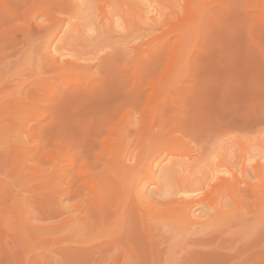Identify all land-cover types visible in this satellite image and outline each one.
Wrapping results in <instances>:
<instances>
[{
    "label": "rangeland",
    "instance_id": "rangeland-1",
    "mask_svg": "<svg viewBox=\"0 0 264 264\" xmlns=\"http://www.w3.org/2000/svg\"><path fill=\"white\" fill-rule=\"evenodd\" d=\"M190 196L181 235L167 203ZM195 237L214 246L180 249ZM263 245L264 0H0V264H264Z\"/></svg>",
    "mask_w": 264,
    "mask_h": 264
},
{
    "label": "bare ground",
    "instance_id": "bare-ground-1",
    "mask_svg": "<svg viewBox=\"0 0 264 264\" xmlns=\"http://www.w3.org/2000/svg\"><path fill=\"white\" fill-rule=\"evenodd\" d=\"M195 11V10H194ZM193 11V12H194ZM189 12H191V11H189ZM192 14V13H191ZM193 16V15H192ZM195 16V15H194ZM198 16V15H197ZM198 21H199V19H198ZM188 22V21H187ZM186 22V23H187ZM195 22V21H194ZM189 23V22H188ZM189 24H191V23H189ZM192 25V24H191ZM198 25V24H197ZM152 108V107H151ZM108 159H109V157H108ZM110 161V160H109ZM111 163V165H112V162H110ZM168 170V169H167ZM162 171V170H161ZM167 173V172H166ZM215 175V174H214ZM182 178V177H181ZM211 179V178H210ZM185 180V179H184ZM183 180V181H184ZM198 184H200V186L198 187V188H193L192 187V183H185L184 185H182V186H180L179 188H178V190L176 191V193H175V195H177V194H192V193H194V191H196V190H200V188H202L204 185H206L205 184V182H202V181H198ZM235 184H236V182H235V180L233 181V182H229L228 180H226V179H219L218 181H217V183H215L214 185H210V184H207V186H211V188H212V191L213 192H216V193H221V195L222 196H224V192L227 194L228 193V187H230V186H234L235 187ZM114 187H112V189H113ZM124 188V187H123ZM123 188H122V190H123ZM231 188V187H230ZM125 189V188H124ZM111 190V189H110ZM126 190V189H125ZM233 190V189H232ZM231 190V191H232ZM229 191H230V189H229ZM113 192H114V189H113ZM206 192V191H205ZM115 193V192H114ZM113 193V194H114ZM120 193V192H119ZM238 193V192H237ZM116 194V193H115ZM209 194V193H208ZM112 195V194H111ZM117 195V194H116ZM118 195H121V193L120 194H118ZM218 195V194H217ZM228 195H229V193H228ZM128 196H130V194L128 195ZM185 196V195H184ZM227 196V195H226ZM225 196V197H226ZM230 196V195H229ZM233 196H235V193L233 194ZM112 197V196H111ZM117 197V196H116ZM127 197V196H126ZM219 197V196H218ZM115 198V197H114ZM114 198H112V199H114ZM122 198V197H121ZM124 198V197H123ZM131 198V197H130ZM226 198H228V197H226ZM109 200H111V201H113L114 202V200H112V199H110V195H109V198H108ZM128 199V198H127ZM198 199V198H197ZM234 199V198H233ZM232 199V200H233ZM120 200V199H119ZM196 200V199H195ZM235 200V199H234ZM108 201V200H107ZM111 201L109 202V203H111ZM121 201H123V200H121ZM124 201H127V200H125L124 199ZM129 201V200H128ZM130 201H132V200H130ZM111 203V204H113L114 205V203ZM115 202H116V199H115ZM134 202H136V201H134ZM173 202H175V203H173ZM197 202H199V200H197ZM231 202V201H230ZM126 203V202H125ZM128 203V202H127ZM158 203V202H157ZM200 203H201V201H200ZM234 203V202H233ZM129 204V203H128ZM131 204V203H130ZM168 205L170 204V205H172V208L176 211V212H178V218L177 219H174V220H172V218H171V221H169L170 222V225H171V227L174 225V224H180L181 222L183 223V227H182V229H180L181 231V235H182V233H184L185 234V232H186V230L183 232V229H186V228H190V229H193V227L192 226H195L197 223H198V220L195 222L194 221V219L196 220L197 218L195 217V218H192L191 217V215H192V213L194 212H192V210L191 209H193V208H195V206L197 205V203H196V201H194V198L193 197H186V198H181V197H179V198H176V199H174V200H171V203L169 202V203H167ZM107 206H108V204H106ZM123 205H124V203H123ZM133 205V204H132ZM131 205V206H132ZM157 205V204H156ZM112 206V205H111ZM130 206V205H129ZM129 206H127V208L126 209H129L130 207ZM135 206H136V204H135ZM134 206V207H135ZM140 206V205H139ZM138 206V207H139ZM113 207V206H112ZM129 207V208H128ZM137 207V206H136ZM135 207V208H136ZM137 207V208H138ZM169 207V206H168ZM197 207V206H196ZM212 207V206H211ZM219 207V206H218ZM123 208V207H122ZM122 208H120V209H122ZM215 208V207H214ZM221 208V207H220ZM217 208V210L215 211L214 209H213V207H212V211H211V215H212V219L210 218L208 221L211 223V221L214 219V217L215 218H217V219H222L223 220V216H222V214L225 216V218L224 219H229V216L228 215H230V218H235V217H233L231 214H228L229 213V211L228 210H224L223 208ZM107 209V208H106ZM120 209H119V211H120ZM139 209V208H138ZM143 210H145V209H143ZM200 210H201V208H200ZM207 210H208V208H207ZM109 211V210H108ZM114 211V210H113ZM129 211V210H128ZM127 211V212H128ZM131 211V210H130ZM134 211V210H133ZM135 211H136V209H135ZM140 211H142V210H140ZM203 211V210H202ZM110 212V211H109ZM231 212V211H230ZM115 213V212H114ZM132 213V212H131ZM135 213V212H134ZM175 213V212H174ZM201 213V212H200ZM121 214V213H120ZM123 214V213H122ZM199 214V213H198ZM205 214V213H204ZM204 214L203 215H200V216H204ZM226 214H227V218H226ZM117 217L113 220L114 221V223L113 224H116L117 225V223H116V221H118L117 219H119V217H118V215H116ZM120 217L122 216V217H125V216H129V215H126V214H124V215H119ZM136 216V215H135ZM198 216V215H197ZM232 216V217H231ZM130 217H132L133 218V215H131ZM139 217V216H138ZM137 217V218H138ZM205 217V216H204ZM208 217V216H207ZM220 217H222V218H220ZM113 218V217H112ZM132 218H130V219H132ZM141 218V217H140ZM139 218V219H140ZM201 218V217H200ZM125 219H129V218H127V217H125ZM125 219H123V220H125ZM144 219V218H143ZM155 220H156V218H154ZM168 219V218H167ZM202 219V218H201ZM133 220V219H132ZM170 220V219H169ZM215 220V219H214ZM213 220V221H214ZM221 220V221H222ZM110 221V220H109ZM121 220H119L118 222H120ZM130 221V223H131V220H129ZM129 221L128 222H126V223H129ZM200 221V220H199ZM207 221V222H208ZM220 221V220H219ZM218 221V222H219ZM110 222H112V221H110ZM125 222L124 223H122V222H120V223H122V224H125ZM134 221H132V223H133ZM136 222H138V221H135V223ZM159 222V221H158ZM215 222H217V220L215 221ZM140 223H141V220H140ZM181 223V224H182ZM209 223V224H210ZM223 223H224V221H223ZM112 224V225H113ZM134 224V223H133ZM138 224H139V222H138ZM146 224H148V223H146ZM155 224V223H154ZM156 224H158V223H156ZM208 224V225H209ZM212 224H214V223H212ZM216 224V223H215ZM214 224V225H215ZM140 225H144V224H140ZM159 225V224H158ZM126 226V225H125ZM135 226V225H134ZM139 226V225H138ZM147 226V225H146ZM152 226V225H151ZM150 225H148L147 226V228H150L151 227ZM157 226V225H156ZM167 225H165V227H166ZM197 226V228H199L198 226H199V224L198 225H196ZM195 226V227H196ZM217 226V225H216ZM127 227H128V225H127ZM161 227V226H160ZM168 227H169V225H168ZM174 227V226H173ZM192 227V228H191ZM209 227V226H208ZM219 227V226H218ZM119 228H122V226L121 227H118V229ZM129 228V227H128ZM146 228V229H147ZM152 228V227H151ZM150 228V229H151ZM153 228H155V230H157L156 229V227H153ZM170 228V227H169ZM178 228V227H177ZM176 228V229H177ZM212 228V227H211ZM213 228H215L214 226H213ZM112 229V228H111ZM117 228H115L114 227V230L115 231H117L118 232V229L116 230ZM140 229V228H139ZM142 229H143V226H142ZM160 229V228H159ZM158 229V230H159ZM195 229V228H194ZM193 229V230H194ZM200 229V228H199ZM154 230V231H155ZM172 230V229H171ZM114 231V232H115ZM121 231V230H120ZM123 231H124V229H123ZM127 231V230H126ZM139 231V230H138ZM142 231V230H141ZM146 231V230H145ZM148 231H151V230H148ZM154 231H152L153 233H155ZM161 231V230H160ZM166 231V230H165ZM168 231V230H167ZM190 231H192V230H190ZM190 231H188V232H190ZM197 231V233H198V229L196 230ZM213 231V230H212ZM113 232V231H112ZM116 232V233H117ZM129 232H130V229H129ZM158 232V231H157ZM177 232L179 233V230H177L175 233H176V235H177ZM193 232H195V231H193ZM201 232V230L199 231V234H202V233H200ZM202 232H204V231H202ZM119 233V232H118ZM121 233V232H120ZM126 233H128V232H126ZM142 233V232H141ZM158 233H160V232H158ZM162 233V232H161ZM160 233V234H161ZM167 233V235H169L168 234V232H166ZM174 233V232H173ZM174 233V234H175ZM212 233V232H211ZM214 233H215V231H214ZM111 233H109V235H110ZM123 234V233H122ZM142 234H144V233H142ZM149 234V233H148ZM151 235H152V233H150ZM180 234V233H179ZM195 234V233H194ZM112 235V234H111ZM113 235H114V233H113ZM131 235V234H130ZM133 235V234H132ZM135 235H137L136 233H135ZM145 235V234H144ZM150 235V236H151ZM155 235V234H154ZM156 235L158 236V234L156 233ZM155 235V236H156ZM162 235V234H161ZM189 235V234H188ZM203 235V234H202ZM215 235H216V233H215ZM214 235V236H215ZM115 236V235H114ZM123 236V235H122ZM128 235L126 234V237H127ZM147 236V235H146ZM175 236V235H174ZM180 236V235H179ZM192 236V235H191ZM217 236H219V235H217ZM143 237V236H142ZM163 237V239H165L164 238V236H162ZM167 237V236H166ZM171 236H169V238H170ZM175 237H177V236H175ZM174 237V238H175ZM182 237V236H181ZM180 237V240L182 239L183 240V238H181ZM201 238H202V236H200ZM211 237L212 238H214L213 237V233L211 234ZM110 238H112V236H110L109 237V240H110ZM120 238V236L118 237V239ZM144 238H146V237H144ZM151 238V237H150ZM160 238V237H159ZM168 238V239H169ZM172 238H173V235H172ZM203 238H204V235H203ZM202 238V239H203ZM114 239V238H113ZM155 240H156V238H154ZM167 239V238H166ZM171 239V238H170ZM202 239H196V237H195V239L193 238H188V239H184L185 241V245H184V247L183 248H180V249H182V251H184V252H187V248L188 247H193V248H189L191 251H192V253H193V250H196V249H194L195 247H201L202 248V250H207V249H203V248H205V247H209V248H212V246H214L213 245V243H210V241L212 242V239H208V240H206V239H204V240H202ZM217 239V238H216ZM227 239V238H226ZM116 241H117V239H115ZM236 240V239H235ZM124 241V240H123ZM127 241V240H126ZM125 241V242H126ZM152 241V240H151ZM176 241V240H175ZM219 241V240H218ZM158 242V241H157ZM168 242H169V240H168ZM183 242V243H184ZM213 242H215L216 243V240L215 241H213ZM220 242H221V240H220ZM224 242H226V241H224ZM223 242V243H224ZM229 242V244H230V241H228ZM114 243V242H113ZM115 243H118V242H115ZM176 243V242H175ZM179 243V242H178ZM222 243V244H223ZM135 244V243H134ZM153 244V243H152ZM172 244H174V241H172ZM211 244H212V246H211ZM217 244V243H216ZM222 244H220L221 246H222ZM227 244V243H226ZM116 245V244H115ZM121 245V244H120ZM120 245H118V246H120ZM123 245V244H122ZM127 245V244H126ZM143 245V244H142ZM149 245H151V243L149 242V244H147V247H148V249H149ZM157 245H159V244H157ZM162 245V244H161ZM175 245V244H174ZM114 246V245H113ZM137 246H139V245H137ZM144 246V245H143ZM177 247H178V245H176ZM180 246V245H179ZM211 246V247H210ZM216 246V245H215ZM219 245H217V247H218ZM262 246V245H261ZM264 246V245H263ZM116 247V246H115ZM133 247V246H132ZM174 247V246H173ZM119 248V247H118ZM128 248H129V244H128ZM138 248V247H137ZM151 248H152V246H151ZM150 248V250H153V248L151 249ZM158 248V247H157ZM176 248V247H175ZM218 248H220V246L218 247ZM217 248V249H218ZM224 248V247H223ZM264 248V247H263ZM109 249V248H108ZM141 249V248H140ZM214 249V252H217V251H215L216 250V248H213ZM227 249V248H226ZM131 250V249H130ZM135 250V249H134ZM145 250V249H144ZM198 250H200V249H198ZM211 250V249H210ZM209 250V251H210ZM223 252H224V250L223 249H221ZM113 251V250H112ZM128 251H129V249H128ZM148 251V250H147ZM172 251V250H171ZM190 251V252H191ZM197 251V250H196ZM218 251H219V249H218ZM108 252V251H107ZM136 252V251H135ZM146 252V251H145ZM153 252V251H152ZM173 252V251H172ZM199 252V251H198ZM198 252H196V253H198ZM221 252V251H220ZM222 252V253H223ZM113 253V252H112ZM150 253V252H149ZM166 253V252H165ZM178 253H180V252H178ZM177 253V254H178ZM188 253H189V251H188ZM192 253H190V255H192ZM194 253H195V251H194ZM193 253V254H194ZM200 253V254H199ZM198 253V255H200L201 256V251ZM211 253V252H210ZM110 254V253H109ZM114 254H115V252H114ZM117 254V253H116ZM122 254V253H121ZM152 254V253H151ZM150 254V255H151ZM153 254H154V252H153ZM157 253H155V255H156ZM161 254V253H160ZM167 254V253H166ZM169 254V253H168ZM175 254V253H174ZM177 254H175V255H177ZM203 254H205L206 256H207V254H206V252L204 253L203 252ZM212 254V253H211ZM217 255H220L221 256V254H218V253H216ZM262 254H263V252H262ZM125 255V254H124ZM163 255V254H162ZM165 255V254H164ZM209 255V254H208ZM213 255V254H212ZM215 255V254H214ZM130 256V255H129ZM133 256V255H132ZM151 256H153V255H151ZM158 256V255H157ZM178 256V255H177ZM188 256V255H187ZM203 256V255H202ZM257 256V255H256ZM109 257V256H108ZM120 257V256H119ZM122 257V256H121ZM125 257V256H124ZM168 257V256H167ZM184 257V256H183ZM186 257V256H185ZM192 257V256H191ZM205 257V256H204ZM218 258H220L219 256H217ZM222 257H224V256H222ZM221 257V258H222ZM258 257V260H260V257L259 256H257ZM113 258V257H112ZM117 258V257H116ZM123 258V257H122ZM130 258V257H129ZM133 258H134V256H133ZM174 258V257H173ZM199 258V257H198ZM212 258V257H211ZM216 258V257H215ZM109 259V258H108ZM114 259H115V257H114ZM131 259H132V257H131ZM161 259V258H160ZM163 259H164V257H163ZM170 259V258H169ZM168 259V260H169ZM180 260L182 259V258H179ZM195 259V258H194ZM233 260H234V258H232ZM257 259V258H256ZM123 260V259H122ZM121 260V261H122ZM156 260V259H155ZM198 260V262H197V264H199V259H197ZM251 260V259H250ZM258 260H256V261H258ZM124 261V260H123ZM151 261V260H150ZM154 261V260H153ZM164 261V260H163ZM165 261H167L166 260V258H165ZM174 261L175 260H173V263H174ZM181 261H183V260H181ZM240 260H238V262H239ZM253 261V260H252ZM114 262V261H113ZM116 262V261H115ZM190 262V261H189ZM205 262V261H204ZM243 262H245V261H243ZM255 262V261H254ZM264 262V261H263ZM119 263V262H118ZM156 263V262H155ZM154 263V264H155ZM167 263V262H166ZM182 263V262H181ZM180 263V264H181ZM191 263V262H190ZM194 263V262H193ZM193 263H191V264H193ZM201 263H202V261H201ZM229 263H231V261L229 262ZM241 264H242V261L240 262ZM239 263V264H240ZM249 263V262H248ZM259 263V262H258ZM261 263V262H260ZM110 264V263H109ZM114 264V263H113ZM116 264V263H115ZM121 264V263H120ZM122 264H124V263H122ZM152 264V263H151ZM168 264H170L169 262H168ZM185 264H186V261H185ZM189 264V263H188ZM195 264H196V262H195ZM255 264V263H254ZM262 264V263H261Z\"/></svg>",
    "mask_w": 264,
    "mask_h": 264
}]
</instances>
